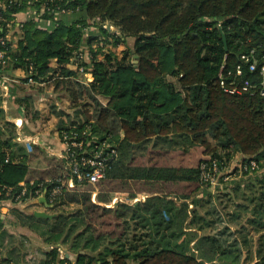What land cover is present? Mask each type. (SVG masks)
Masks as SVG:
<instances>
[{
    "label": "trees",
    "instance_id": "1",
    "mask_svg": "<svg viewBox=\"0 0 264 264\" xmlns=\"http://www.w3.org/2000/svg\"><path fill=\"white\" fill-rule=\"evenodd\" d=\"M61 6L78 10L49 27L23 22L2 69L22 70V81L31 79L35 88L63 83L71 107H82L75 116L85 119L50 106L59 138L69 125L90 126L118 152L100 183L142 182L150 189L135 204L113 207L90 200L91 192L63 190L46 206L34 192L48 196L63 170L43 180L47 173L28 165L32 153L11 150L14 125L0 122V201H10L15 224L45 245L33 264H264V176L223 193L228 221L218 231L202 232L222 220L220 209L206 212L216 221L198 212L212 200L204 201L210 184L200 182L201 163L221 170L237 155L257 167L264 162V0H62ZM89 21L96 35H87ZM127 38L133 43L120 57L103 53V44ZM233 87L239 92L227 91ZM28 99L17 102L28 109ZM36 207L52 213L26 211ZM8 220L0 221V264H26L16 259Z\"/></svg>",
    "mask_w": 264,
    "mask_h": 264
},
{
    "label": "built area",
    "instance_id": "2",
    "mask_svg": "<svg viewBox=\"0 0 264 264\" xmlns=\"http://www.w3.org/2000/svg\"><path fill=\"white\" fill-rule=\"evenodd\" d=\"M62 0H0V70L6 63L12 48L16 46L17 40L21 31L23 22H37L38 24L49 27L52 26L63 15H71V10L65 9L61 6ZM45 15L50 16L44 18ZM76 18L74 17V20ZM105 26V25H104ZM86 56V55H85ZM79 54V60H85L86 57ZM242 59L247 60V55H242ZM255 63L250 65L253 70ZM78 71H82L83 67L76 66ZM264 74V66L260 69ZM237 74H241V68L236 69ZM88 80L91 81L90 73H86ZM28 82H33L31 79ZM223 83V82H221ZM246 88H243L245 90ZM226 90V89H225ZM228 92H239L236 88L227 89ZM264 94V91L262 92ZM60 142L63 146L59 158L62 160L63 174L61 178L56 179L57 185L51 188L48 196L40 189L35 190L34 197L41 198L45 195L46 201H55L65 191H79L84 187H93L100 183L105 178V175L111 164L118 156L117 148L112 142L104 139L100 140L97 136L90 133V126L79 128L78 125H69L66 130L62 132ZM29 146V143L27 144ZM7 155L4 162H8ZM1 165V164H0ZM241 172L256 171L257 164L255 161L249 163L241 162ZM218 167L215 163L208 170L206 163H201L199 179L201 183H209L210 186L213 181L217 182ZM228 180V176L224 177ZM215 185V184H214ZM24 195V190L21 192ZM95 191L91 192V200L95 202ZM145 196H136L129 198L130 201H124L121 193H115L110 200L104 204L106 207H113L119 203L135 204L139 200H143ZM11 208L10 201H0V221H4L9 215Z\"/></svg>",
    "mask_w": 264,
    "mask_h": 264
},
{
    "label": "rangeland",
    "instance_id": "3",
    "mask_svg": "<svg viewBox=\"0 0 264 264\" xmlns=\"http://www.w3.org/2000/svg\"><path fill=\"white\" fill-rule=\"evenodd\" d=\"M77 15V14H76ZM79 15V14H78ZM75 18H78V16H76ZM90 25H88L86 27V33L87 35H96L98 33V29L97 27H95V25L93 24V21H89ZM102 27H104V25H102ZM104 43V42H103ZM133 43V38H127L125 44L123 43H119L118 45H114L113 42L110 40L109 42L106 43V45L103 44V49L102 51H104L103 53L109 52V51H113L115 54H117L119 57L122 54V51L126 48V44L128 46H131ZM102 45V43H100ZM96 46V45H94ZM101 57V56H99ZM42 86L38 89L40 92H45L46 90H52L54 93H56L57 95H59L62 98V101L59 102V111L61 110H65V111H69V118H73L75 120H78L81 118V120H84L85 117L84 115H82L81 113L78 115V118L75 116L76 115V110L77 109H82V107L80 106H76V107H71V101L68 95V92L66 91L65 85L63 83H59V85L56 87H54V84L52 83H42ZM53 85V86H52ZM82 102L88 101V99H83L80 100ZM103 104H105V100H100ZM80 107V108H79ZM47 110H50V105H47ZM76 108L75 112L74 109ZM55 109H57V107L55 106ZM79 111V110H78ZM46 113V112H44ZM43 115V113H40ZM44 120V119H43ZM48 121V120H47ZM47 121L45 120L44 122L47 123ZM56 123V122H55ZM53 123V125L55 124ZM52 125V126H53ZM27 146V144H26ZM24 152H26L24 150ZM30 153H32L30 155V158L33 156L36 157H41L42 158V153H40L39 151L36 150H32ZM241 155H237L230 163L229 165L224 168V169H219L218 168V175H217V182L216 180L212 182L211 186H204V190L203 193L205 194L204 198L206 201L207 199V195H211V202H208V204L206 203L204 206H202L201 208L198 209V212L206 219V220H214L216 221V215H213L212 213L206 214V212L208 211V208L211 209L212 207H217V209H220L221 211V216H222V220L221 221H216L214 222L210 227H206L202 230V232L207 233V234H212L216 231H218L219 229L223 228L226 221L227 220V214H225V211L222 210L223 207V203L225 200V197H223V193H228V191H231V185H235L237 183H239L240 185H245L249 182H251L253 180V178L255 179V177H262L264 176V162L262 164V167H257L256 171L251 172L250 174H246L245 171L241 172ZM139 163L145 162L144 159L140 158L137 159ZM43 161V166L42 168H38L39 170H34L35 173H37L38 171L42 172V173H47L46 178L47 179H53L54 177L58 176L61 173V168H57L56 173L54 172L51 175V167L55 168V164L56 161L52 160L53 165L51 167L46 166L47 164H45L48 159L46 158H42ZM146 163V162H145ZM56 169V168H55ZM39 173V172H38ZM40 174V173H39ZM228 176V180H224L225 176ZM215 184V185H214ZM95 189L93 187H84L82 190H79V194L81 193H86V192H92L95 191L96 196H95V203L104 205L105 203L108 202V200L106 202H99V196H102L104 194H106L108 196V199L110 197H112V195H114L115 193H121L122 198L124 201H130L132 198L131 195H139V194H148L150 187H148V185L142 183V182H138V183H134V182H113L110 184H107L105 182H101L98 183L97 185H94ZM218 198H224L222 199V201L220 202V200ZM90 200H91V196H90ZM221 203V204H220ZM74 203H71L70 205H65L64 209L66 210H71L74 207ZM32 208V207H29ZM26 209L27 212H32V211H40L38 213L44 214V212L51 214L52 212L50 210H45L42 207H36L34 210L31 209ZM232 209V208H231ZM230 209V210H231ZM248 216V215H247ZM8 220L9 223H14V225L11 227V232L12 234V245L16 247L15 249V253H16V259H22V261H24L26 264H33V263H38L41 259H42V252L45 249V245L41 242V240L39 239V237L27 230L26 228L20 227L18 226V224H15L16 221V217L14 215L11 214V212H9V215L6 217L5 220ZM245 218L246 215H242L240 222L242 225H245ZM4 220V221H5ZM8 223V224H9ZM201 223V222H200ZM203 223V222H202ZM7 224V225H8ZM239 227V226H238ZM248 227V226H247ZM230 229L231 231H235L237 229V226L233 223H230ZM251 235L253 236L254 239H257V236L255 234H253V231L251 230ZM61 255L63 254V252L60 253ZM244 257V252L242 251L241 254V258L243 259ZM244 262V261H242ZM242 262L239 261V264H242Z\"/></svg>",
    "mask_w": 264,
    "mask_h": 264
},
{
    "label": "crops",
    "instance_id": "4",
    "mask_svg": "<svg viewBox=\"0 0 264 264\" xmlns=\"http://www.w3.org/2000/svg\"><path fill=\"white\" fill-rule=\"evenodd\" d=\"M22 77H24V72L19 69L11 72L5 69L0 70V109L2 110L0 122L2 124L8 122L14 125L15 134L11 140L13 145L11 150L20 153H24V150L26 153L32 150L39 151L42 153V158H52L56 161L54 165L56 170L57 168L62 169V160L59 158V154L62 152L63 146L59 138L57 116L47 110L48 104L50 106L56 105L57 110H59L58 103L62 101V98L51 89L40 92L39 88L32 85L33 83L22 81ZM24 98H29V103L33 104V107L27 109L23 104L17 102L18 99ZM45 120H48L47 123L44 122ZM1 123L0 128H3ZM53 123L55 124L53 125ZM28 143L29 146H26ZM42 158L40 156L29 158V167L38 169L45 166ZM45 164L48 166L49 162L47 161ZM34 179H30V182ZM42 179L50 180L46 176H43Z\"/></svg>",
    "mask_w": 264,
    "mask_h": 264
},
{
    "label": "water",
    "instance_id": "5",
    "mask_svg": "<svg viewBox=\"0 0 264 264\" xmlns=\"http://www.w3.org/2000/svg\"><path fill=\"white\" fill-rule=\"evenodd\" d=\"M40 201L45 203V205L47 206L45 195H43V197L40 198ZM38 214L40 215L41 213H38Z\"/></svg>",
    "mask_w": 264,
    "mask_h": 264
}]
</instances>
